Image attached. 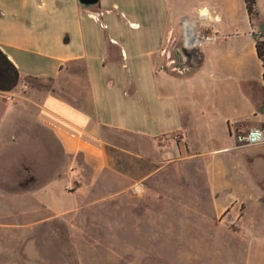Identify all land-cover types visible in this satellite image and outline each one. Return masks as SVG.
I'll return each instance as SVG.
<instances>
[{
	"label": "crops",
	"instance_id": "0c3cea01",
	"mask_svg": "<svg viewBox=\"0 0 264 264\" xmlns=\"http://www.w3.org/2000/svg\"><path fill=\"white\" fill-rule=\"evenodd\" d=\"M166 7V0H99L89 7L77 0H0V50L17 75L13 81L0 84V155L15 151L25 155L30 181L35 177L33 152L49 150L50 141L64 158L73 157L76 167L69 181L74 188L68 191L69 185L64 186L67 194L60 190L61 172L52 177L44 174L39 187L31 190L40 201L36 205L53 209L56 215L89 213L99 218L93 208L102 203L100 200L91 198L76 207L72 200L76 196L72 194L80 192L81 198H89L92 194L85 187L95 193L98 186L111 187L112 178L117 186L124 187L123 177H128L131 185L143 181L146 193L129 200L123 196L125 191H108V199L118 201L108 205L104 218H114L115 213L128 216L131 212L140 220L152 213L155 218L181 220L180 226L185 227L195 218L212 214L220 218L228 208L216 205L224 203L232 185L239 195L245 194L242 186L249 185L255 209L244 214L242 207L238 235L242 240L245 236L251 245L254 239L264 249V228L257 222L264 219V150L245 152L251 147L236 149L235 144H221V128L227 135L231 129L230 122L221 119V90L226 87L221 81V51L212 54L217 65L214 81L204 77L207 56L203 49L192 69L174 71L164 67L165 38L170 42L175 35L185 47L182 34L189 22L175 23ZM202 10L207 11L205 18L201 17ZM45 14L57 18L53 35L43 31ZM199 16L208 27L211 38L206 44H210L220 17L208 19L205 8L200 9ZM245 35L253 39L259 59L253 34ZM34 56L48 63L35 66L30 60ZM79 65L85 74L81 82ZM72 66L73 82L55 88L62 95L52 89L35 90L29 83L34 79L70 77ZM260 81L250 87L264 94L262 67ZM249 85L248 79L238 82L239 89ZM173 135H179L180 140L165 144ZM186 188L187 193L181 194ZM50 194L55 199H47ZM188 195L194 197V206L186 205ZM3 196L0 207L3 204L5 211L0 210V219L19 218L11 196ZM128 203L127 210L113 209ZM212 203L215 213L210 209ZM201 205L210 213L203 214ZM51 219L39 218L31 223L37 227L28 232L13 224L2 225L5 231L0 234V245L16 256L10 255L0 264H21L23 260L58 264L61 242L52 236L61 228L51 229ZM177 223L169 222V226Z\"/></svg>",
	"mask_w": 264,
	"mask_h": 264
},
{
	"label": "rangeland",
	"instance_id": "374dc122",
	"mask_svg": "<svg viewBox=\"0 0 264 264\" xmlns=\"http://www.w3.org/2000/svg\"><path fill=\"white\" fill-rule=\"evenodd\" d=\"M166 4L167 12L175 23L189 19L198 42L192 46L186 45L185 27L182 34L183 44L189 50L203 49L207 56L204 77L209 81L217 79V65L212 54L221 51V81L224 86L226 85L225 89L221 90V119H227L231 129L241 124L264 126V94L257 87H250L261 83V62L255 54L253 39L245 35L248 32L253 34L257 29L264 30V0H256L257 14L251 17L247 13L244 0H166ZM202 8L208 10V19L220 17L216 23L210 20L219 27L214 33V41L210 44H206L211 36L207 31L206 22H203L201 18L202 14L205 15L203 18L207 16V11L202 10L201 17L199 16ZM56 20L54 16L45 14L43 31L53 35ZM169 33L170 31H167L166 35L168 36ZM176 43L181 44L178 41ZM168 44L169 41L167 42L165 38L163 47H167ZM30 60L35 66L40 62L48 63V60L42 61L35 56L30 57ZM49 65L51 66V61ZM78 70L83 77L80 78L81 82L84 80V67L79 65ZM68 72L69 75H73V66ZM71 75L70 77H59L55 81L36 79L30 80L29 83L35 90L47 92L52 89L54 93L60 94L61 92L55 88L61 87L64 83L66 85L72 83L73 76ZM241 79L242 82L245 79L251 80V85L248 88L243 86L239 89L238 82ZM227 134H224L221 128V144H235L234 136ZM49 146V150L44 148L33 152L32 170L35 176L33 181L27 180L29 176L27 177L25 170L27 163L25 155H20L17 151L6 156L0 155V196L3 198V195H10L12 198L10 200L15 206H12L13 210L20 214L16 219H0V234L5 231L2 229L4 224H13L28 232L37 227L31 226V223L39 218L51 216L50 228H61L56 230V235L52 236L54 240L61 242L62 255L57 261L58 264H264V249L258 247L254 239L251 245L245 236L242 240L238 235L240 224L238 225L237 221L242 216V207H245L244 214L255 209L251 186L248 185L245 188L243 185L245 194L239 195L234 192V185H232V190L228 196L226 194L224 203L220 201L216 205V208L222 209L224 205L228 208L220 218L214 217L213 214L201 217L199 220L195 218L187 222L185 227L180 226L181 220L155 218L152 213L146 214L140 220L131 212H127L128 216L115 213L114 218H104L108 205H113L117 200L116 198L108 199L111 195L109 192L125 191L123 196L129 200L137 197L130 192L131 182L128 177H123L124 187L117 186V181L112 177L111 181L109 180L112 182L111 187L106 189L98 186L94 193V189L89 190L85 187L86 192L92 194L89 198L86 196L81 198L80 192L72 194L76 196L72 199L76 207L90 201L91 198L100 200L102 203L93 208L98 212L99 218L89 213L86 215L80 213L56 215L53 209H42L41 204L38 207L36 204L40 201L31 190L39 187V184L43 182L44 174L48 173L52 177L61 172L63 179L60 182V190L65 195L67 191H64V186L69 185L66 188L68 191L74 188L70 186V179L73 175L72 169L76 166L73 167V163L75 164L73 157L64 158L53 146L52 141ZM255 150H264V145L254 146L244 151ZM3 166H6L5 171ZM117 175L122 176L118 172ZM86 182L89 181L86 180ZM55 183L58 185L57 179ZM180 193L186 194L187 188L182 189ZM55 196L63 197L57 193ZM55 196L47 195V199H55ZM192 198L194 197L188 195L186 205L193 203L194 206ZM0 201L4 200L0 199ZM214 204L212 203L210 207L213 210L212 213L216 212L213 208ZM129 205V203L126 206L119 205L113 209L127 210ZM1 206L4 207L3 204ZM2 208L0 207V210H3ZM200 208L203 214L210 213L205 211V205H201ZM186 209L184 208L183 211H187ZM181 210L182 208L178 212H182ZM169 222L173 224L178 222V225L172 227V224L169 226ZM257 222H259L258 226L261 225L260 227L264 228V219ZM10 255L16 256L13 252H5V248L0 245V261L3 263ZM21 264L37 263L23 260Z\"/></svg>",
	"mask_w": 264,
	"mask_h": 264
},
{
	"label": "built area",
	"instance_id": "2783aa9c",
	"mask_svg": "<svg viewBox=\"0 0 264 264\" xmlns=\"http://www.w3.org/2000/svg\"><path fill=\"white\" fill-rule=\"evenodd\" d=\"M255 44L260 53V62L262 67V83L264 87V30H255L253 32ZM230 135L234 136L235 148L243 149L252 146L264 144V126L252 127L245 129L243 127H234L230 129ZM180 140L179 135H173L165 140V144L169 145ZM131 194L135 196H143L146 193V186L143 181L134 182L130 186Z\"/></svg>",
	"mask_w": 264,
	"mask_h": 264
},
{
	"label": "flooded vegetation",
	"instance_id": "af4514ba",
	"mask_svg": "<svg viewBox=\"0 0 264 264\" xmlns=\"http://www.w3.org/2000/svg\"><path fill=\"white\" fill-rule=\"evenodd\" d=\"M176 36H172L165 52L164 67L174 71L188 70L197 66L200 59L198 50H189L177 45ZM15 71L4 55L0 54V84L13 81ZM36 80V79H34Z\"/></svg>",
	"mask_w": 264,
	"mask_h": 264
},
{
	"label": "bare ground",
	"instance_id": "6f19581e",
	"mask_svg": "<svg viewBox=\"0 0 264 264\" xmlns=\"http://www.w3.org/2000/svg\"><path fill=\"white\" fill-rule=\"evenodd\" d=\"M202 17H204V14H202ZM186 27V44L187 45H192V44H196L198 41L196 40L195 36H194V30L192 28V25L187 22L185 24Z\"/></svg>",
	"mask_w": 264,
	"mask_h": 264
},
{
	"label": "trees",
	"instance_id": "16d2710c",
	"mask_svg": "<svg viewBox=\"0 0 264 264\" xmlns=\"http://www.w3.org/2000/svg\"><path fill=\"white\" fill-rule=\"evenodd\" d=\"M244 1H245V4H246V9H247V13H248L249 17L255 16L257 14V11H256V0H244ZM256 49H257L258 57L260 58V53H259L257 45H256Z\"/></svg>",
	"mask_w": 264,
	"mask_h": 264
},
{
	"label": "water",
	"instance_id": "95a60500",
	"mask_svg": "<svg viewBox=\"0 0 264 264\" xmlns=\"http://www.w3.org/2000/svg\"><path fill=\"white\" fill-rule=\"evenodd\" d=\"M77 1L81 6H84V7L93 6L99 2V0H77ZM0 54L4 55L1 50H0ZM5 58H6V56H5Z\"/></svg>",
	"mask_w": 264,
	"mask_h": 264
}]
</instances>
